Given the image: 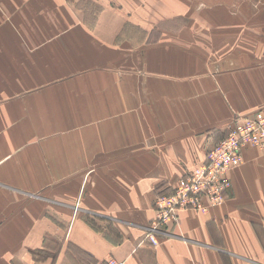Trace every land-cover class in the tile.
Listing matches in <instances>:
<instances>
[{
	"label": "crops",
	"instance_id": "obj_1",
	"mask_svg": "<svg viewBox=\"0 0 264 264\" xmlns=\"http://www.w3.org/2000/svg\"><path fill=\"white\" fill-rule=\"evenodd\" d=\"M259 107L264 0H0V264H264L255 148L223 204L143 229Z\"/></svg>",
	"mask_w": 264,
	"mask_h": 264
},
{
	"label": "built area",
	"instance_id": "obj_2",
	"mask_svg": "<svg viewBox=\"0 0 264 264\" xmlns=\"http://www.w3.org/2000/svg\"><path fill=\"white\" fill-rule=\"evenodd\" d=\"M245 146H251L264 153V108L248 112L241 116L228 132L226 139L219 142L210 152L208 163L210 168L204 171H196L188 182H179L178 191L184 182L187 184L188 192L179 193L177 197L165 199L158 202L161 210L157 211V218L161 212H168L171 219L175 217L173 207H202L203 196H220L221 189L227 185L222 179L226 172L241 161V150ZM186 179V180H187ZM170 220V219H169ZM103 264H121L114 258L102 262Z\"/></svg>",
	"mask_w": 264,
	"mask_h": 264
},
{
	"label": "rangeland",
	"instance_id": "obj_3",
	"mask_svg": "<svg viewBox=\"0 0 264 264\" xmlns=\"http://www.w3.org/2000/svg\"><path fill=\"white\" fill-rule=\"evenodd\" d=\"M262 108V107H259ZM259 108H256L254 110L248 111V112H252L255 110H258ZM246 112V113H248ZM244 113V114H246ZM244 114H240L238 116L235 117V119L232 121V124L229 126L228 128V132L231 130V128L233 127L234 123ZM228 132L226 133V135H224L220 140H218L214 145H212L210 148L207 149L206 154H205V158L204 161L201 162V164L195 168H193L192 170H189L186 174H184L182 177H180L175 185L172 186V189L170 192H164L161 189L156 188L155 189V197L153 199V203H152V207L154 210V217L151 220V222L147 225L144 226L143 229L146 232V240L150 243V245L155 246L158 244L159 238L160 237H173L175 236L173 233V230H171V228H173L174 226H177L180 222V213L182 211H192L198 214H203L206 215L210 209L217 207L221 204H223V202H225V200L227 199V191H229L231 189V181L228 178L227 174L229 171H231V169L239 166L242 163V158H243V151L246 148H253L251 146H245L242 150H241V161L233 166L230 170H228L225 174V176L222 177V179L224 180V182H227V185L224 186L221 191H220V196L217 197H212V196H203L204 199V204L202 207H192V206H187V207H183L182 209L180 208V206H175L173 207V211H175V217L173 219H171V216H169L168 212L164 211L160 213L159 218H157L156 214L157 211L161 210L160 207H158V202L165 200V199H172L178 196V194L180 193H184L186 194L188 192L187 188V184L185 182H188L190 184L191 179H187L189 178L194 172L196 171H204L206 172L209 168L210 165L208 163L209 160V155L211 150L218 145L219 142H222L224 139H226V136L228 134ZM256 149V148H255ZM258 150V149H257ZM261 152V151H260ZM263 153V152H262ZM187 179V180H186ZM184 184L182 185V187L177 191L176 188L179 184V182L184 181ZM56 190H57V186H55ZM33 195V194H32ZM34 199L36 198H41V196L34 194L33 195ZM56 204L60 203V204H65L68 206H71L73 208L74 214L77 213V211L79 210V207L77 206V204L74 202V200L72 199V197L70 198H64L61 196H56L55 200H53ZM170 219V220H169ZM109 259H113V257H109L106 260L103 261H108ZM115 259V258H114ZM103 261H98L96 264H103Z\"/></svg>",
	"mask_w": 264,
	"mask_h": 264
}]
</instances>
